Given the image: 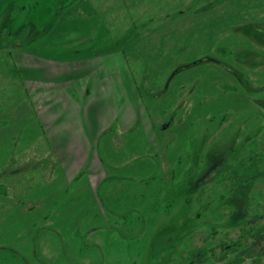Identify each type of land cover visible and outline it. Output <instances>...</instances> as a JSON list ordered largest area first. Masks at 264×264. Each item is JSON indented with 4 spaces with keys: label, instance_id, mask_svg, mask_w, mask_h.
<instances>
[{
    "label": "rangeland",
    "instance_id": "rangeland-1",
    "mask_svg": "<svg viewBox=\"0 0 264 264\" xmlns=\"http://www.w3.org/2000/svg\"><path fill=\"white\" fill-rule=\"evenodd\" d=\"M111 49L125 54L143 99L142 122L149 131L153 125V137L174 150L176 177L166 181L161 167L152 165L156 157L147 150L148 139L136 131L134 146L121 153L125 158L113 159L111 166L108 158L105 162L110 180L135 181L130 194L138 197L129 202L137 205L110 217V223L106 219L104 225H114L110 230L75 233L77 247L92 243L89 257L71 255L48 264H183L186 251L205 240L215 244L225 231L228 239L241 232L225 229L235 221L228 210L217 209L229 204L235 185L230 181L244 192L248 207L264 204V0H0V128L7 127L2 134L10 137L35 123L15 65L20 51L63 58ZM126 158L137 161L124 163ZM29 176L37 182L30 193L12 187L26 202L27 194L42 192L36 174ZM198 177L205 187L200 184L191 195L187 180ZM13 214L9 224L21 227L0 236V264H44L35 253L40 233H20L27 217ZM40 218L30 213L34 229L43 226ZM253 218L264 224L257 212L236 222L244 227ZM115 219L124 222L118 227ZM62 235L54 241L63 242ZM206 264L219 263L210 258Z\"/></svg>",
    "mask_w": 264,
    "mask_h": 264
},
{
    "label": "crops",
    "instance_id": "crops-1",
    "mask_svg": "<svg viewBox=\"0 0 264 264\" xmlns=\"http://www.w3.org/2000/svg\"><path fill=\"white\" fill-rule=\"evenodd\" d=\"M20 52L15 65L20 70L35 123L25 124L10 137L2 134L7 127L0 128V236L11 235L21 227L9 224L11 213L24 215L27 227L23 225L26 228L19 232L40 233L39 244H35L40 262L54 263L71 255L89 257L85 252L92 243H86L85 249L77 247L73 241L75 233L90 236L110 230L107 226L114 225H104L106 219L110 223V217H122L132 212L128 207L134 208L138 203L129 202L131 197H138L137 192L130 194L136 188L132 187L135 181L121 177L110 180L112 170L106 158L110 166L114 165L113 159L123 160V149L134 146L130 141L136 137L132 134L138 131V136L141 132L148 139L147 150L159 159L154 158L152 165L158 164L166 181H170L176 177L171 172L174 161L170 159L174 150L161 143L156 134L153 137V125L149 131L142 122L143 99L121 50L63 58L30 50ZM175 121L173 118L169 125ZM183 124L188 125L187 121ZM130 160L123 162L137 161ZM32 173L39 178L42 192L27 194L26 202L24 196L13 194L12 187L21 186L30 193L37 187V182L28 177ZM126 184H131L129 192ZM101 186L103 194L99 192ZM19 200L24 201L16 204ZM32 211L42 216V227L34 229ZM115 220L118 227L124 222ZM59 233L64 234L63 242L54 241L53 236ZM64 237H69L67 242Z\"/></svg>",
    "mask_w": 264,
    "mask_h": 264
},
{
    "label": "flooded vegetation",
    "instance_id": "flooded-vegetation-1",
    "mask_svg": "<svg viewBox=\"0 0 264 264\" xmlns=\"http://www.w3.org/2000/svg\"><path fill=\"white\" fill-rule=\"evenodd\" d=\"M171 121H173V119ZM168 126L169 123L166 124L165 127ZM201 178L202 177L189 178V180H187L191 195V190L200 184H203V188L205 187L206 182H200ZM214 180V182H219L220 184L226 185L229 183V181L224 179L218 180V178H215ZM230 183L235 185H232V191L229 192L232 194V197L229 199L227 198V202H229V204H225L224 208V204L221 203L217 209L224 212L228 210L227 213L231 215L232 221H235L234 224L224 225L225 229L226 227H229L232 230L233 228L237 229L239 227L238 229H240L241 232L236 233L235 237L228 239L226 237V235H228V231H225L226 234H219V236L223 239L216 241L215 244H213L215 241H211L210 244L205 240L197 247H193L190 250L187 249L188 251H186V255L183 258V264H206L210 258L219 264H264V224L256 223L254 218L252 224H247L249 226L246 225L243 227V224H239V226L236 222L237 219L245 220L246 215H250L254 212H257V215L264 219V204L262 207H259V205H256L255 207L254 205L252 207H248L249 202L243 196L244 192L240 191V188L236 185L237 182L230 181ZM244 189L245 188L242 190ZM224 197L225 196H221L220 198L224 199ZM187 200L189 203L191 200L190 195ZM245 205L247 206L246 210H248V212H245ZM234 206L237 207L236 213L232 212L235 209ZM250 209H252V213ZM211 236L214 237L215 233L212 232ZM217 249H219V252L216 255Z\"/></svg>",
    "mask_w": 264,
    "mask_h": 264
},
{
    "label": "trees",
    "instance_id": "trees-1",
    "mask_svg": "<svg viewBox=\"0 0 264 264\" xmlns=\"http://www.w3.org/2000/svg\"><path fill=\"white\" fill-rule=\"evenodd\" d=\"M9 34H11V35H12V33H9ZM16 37H17V36H15V37H14L15 41H16ZM15 41L13 42V44L15 43Z\"/></svg>",
    "mask_w": 264,
    "mask_h": 264
}]
</instances>
